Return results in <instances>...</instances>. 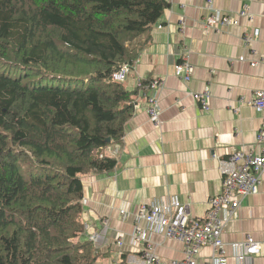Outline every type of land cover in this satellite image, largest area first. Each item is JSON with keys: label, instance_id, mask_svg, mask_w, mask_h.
Returning a JSON list of instances; mask_svg holds the SVG:
<instances>
[{"label": "trees", "instance_id": "trees-1", "mask_svg": "<svg viewBox=\"0 0 264 264\" xmlns=\"http://www.w3.org/2000/svg\"><path fill=\"white\" fill-rule=\"evenodd\" d=\"M168 5L0 0V264L102 258L82 238V176L116 167L102 149L122 143L150 80L128 91L112 75L134 65Z\"/></svg>", "mask_w": 264, "mask_h": 264}, {"label": "crops", "instance_id": "crops-1", "mask_svg": "<svg viewBox=\"0 0 264 264\" xmlns=\"http://www.w3.org/2000/svg\"><path fill=\"white\" fill-rule=\"evenodd\" d=\"M166 1L169 5L151 28L149 43L123 82L128 91L143 80L159 79L162 85L139 90L140 107L126 122L122 143L102 149L101 154L116 159V167L82 176L84 223L94 231L102 228L103 219L109 220L107 241L96 247L103 256L95 264H127L128 256L139 253L141 246L133 247L130 235L144 226L140 204L177 194L191 218L204 217L210 197L221 191L219 159L234 149L259 152L261 115L248 102L264 87V0ZM244 6L252 16L249 22L205 26L209 15H237ZM255 29L258 36L245 44L244 36ZM183 59L192 68L188 81L175 75V65ZM251 61L257 64L251 66ZM204 91L209 94L208 110L193 97ZM150 96L157 101V124L146 111ZM151 238L164 261L183 258L182 242L156 234ZM247 238L264 243V173L257 193L242 199L236 216L224 225L228 264H236L228 244ZM212 256L213 249L204 246L195 264H212ZM248 261L264 264V244L262 253Z\"/></svg>", "mask_w": 264, "mask_h": 264}, {"label": "built area", "instance_id": "built-area-1", "mask_svg": "<svg viewBox=\"0 0 264 264\" xmlns=\"http://www.w3.org/2000/svg\"><path fill=\"white\" fill-rule=\"evenodd\" d=\"M247 6L237 15L211 14L205 21V26L210 29H218L231 24H240L242 21L251 20ZM259 34L255 29L251 35H245V44L252 42ZM240 61L244 58L239 57ZM264 64V57L260 59ZM256 61H251L250 65L255 66ZM132 66L124 64L119 70L113 73L112 78L118 82H124L130 74ZM192 74L190 63L183 59L175 65V75L188 81ZM141 82L138 83V85ZM162 81L153 79L144 88H159ZM194 99L203 110L209 109L208 91L194 93ZM149 107L146 108L152 122H158V108L155 96L148 98ZM261 115V125L257 132L256 143L259 152L234 149L219 159V170L221 174V191L209 199V209L204 217L191 218L189 208L186 203H182L177 194H169L164 197L152 198L147 203L139 205V216L144 220L143 227H135L130 235V244L133 247L141 246V250L136 255H130L126 259L127 264H195V259L199 251L204 246L213 249L212 264H228L226 254V244L222 240L224 225L236 216L241 200L247 196L257 193L262 175L264 173V87L256 90L248 102ZM140 107L138 100L133 103L136 111ZM83 205L87 204L85 198ZM120 214L125 216V210H120ZM102 228L90 231L87 223H84V231L87 238L95 247L103 246L107 241L109 220L103 219ZM161 235L164 238L175 239L183 243V258L164 261L155 252V245L152 236ZM116 244L121 247L123 240L117 235ZM263 242L253 241L247 238L242 242H232L228 246L232 250V255L236 264H248V260L253 255L262 253Z\"/></svg>", "mask_w": 264, "mask_h": 264}, {"label": "water", "instance_id": "water-1", "mask_svg": "<svg viewBox=\"0 0 264 264\" xmlns=\"http://www.w3.org/2000/svg\"><path fill=\"white\" fill-rule=\"evenodd\" d=\"M106 142H110V139H109V138H107V139H106Z\"/></svg>", "mask_w": 264, "mask_h": 264}]
</instances>
